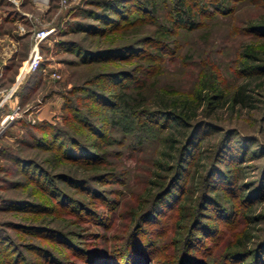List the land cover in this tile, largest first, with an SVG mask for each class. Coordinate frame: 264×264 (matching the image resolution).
I'll return each mask as SVG.
<instances>
[{"label": "rangeland", "instance_id": "1", "mask_svg": "<svg viewBox=\"0 0 264 264\" xmlns=\"http://www.w3.org/2000/svg\"><path fill=\"white\" fill-rule=\"evenodd\" d=\"M62 1L0 0V41L6 39L0 43L6 46L11 38L19 40L16 52L11 55H15L19 62L13 73L2 74L3 60L11 48L0 52V264H83L77 257L78 247L86 250L101 248L105 255L113 254L110 257L115 261L131 242L141 244L152 237L157 247L151 260L136 263L176 264L180 240L197 219L200 191L206 185L209 169L215 166L235 176L240 188L237 197L230 198L228 193L217 197L228 207L235 206L233 209L237 214L231 227L234 234L230 241L227 235L219 246L210 249L207 257L213 261L209 263L224 262L234 240L245 234L251 239L249 248L232 250L251 261L253 250L264 239V199L258 201L254 198L259 192L256 191L260 187L258 181L264 174V72L251 76L242 66L250 61L244 56L249 47L263 51L260 46L264 45V38L248 28L256 21L264 20V0H239L232 6L234 9L230 14L217 16L212 13L209 18L201 19L200 25L192 31L171 26L178 0H155L158 8L153 18L149 16L151 20L132 28L125 37L114 34L117 42L124 44L145 36L153 37L158 31L170 32L172 39L167 47L176 51L175 57H165L159 62L162 69L156 71V87L166 88L177 96L191 97L198 92L199 84L208 79L210 71L216 79L217 89L224 93L221 104L214 110L212 95L215 92L208 93L203 105V110L205 107L208 113L199 115V120L210 130L199 139L197 163L188 165L199 186L189 188V200H184L187 213L185 210L172 212L158 224L143 223L140 217L152 204L153 195L158 190L153 182L156 181L155 174L160 172L157 165L163 162L160 153L165 151L162 140L169 130L148 138L146 144L130 154V137L121 134L119 128L111 131L107 128L105 142H111L103 146L109 152V165L103 171L106 180L102 182L94 178L93 172H83L71 162H55L52 153L38 147L34 140L50 137L52 127L86 142L89 137L92 139L88 129L80 128L71 119L73 112L65 106L67 96L70 95L71 101L82 110L89 109L104 124L107 115L97 113L98 107L91 104L92 101L83 100L81 92L73 95L70 92L75 87L86 86L97 73L109 69L128 70L133 66V63L83 65L74 53L63 49L60 42L83 41L82 34H67L69 24L85 21L87 18L81 13L87 9L97 11L96 3L101 0H67L64 5ZM132 17L136 19L137 13ZM51 28L53 33L41 44V67L34 74L24 75L21 68L29 59L33 31ZM110 37L104 39L105 44L111 43L107 40ZM95 41L89 38L80 45L94 48L98 46ZM145 45L141 46L142 49L146 48ZM239 87L246 90L247 98L246 102L235 104L231 96ZM11 92L14 96L7 99ZM147 106L156 109L157 105L149 101ZM15 112L18 116L5 120ZM229 145L246 146L249 151L232 166L219 160L225 154L221 153L222 148ZM16 159L36 161L41 171L51 177L57 178L64 173L89 179L98 187L101 197L86 194L65 178L56 179L57 186L84 203L79 210L60 206L55 203V197L22 172ZM170 163L172 173L175 161ZM105 171H114L117 177ZM216 192L212 195L215 196ZM245 195L251 202L244 200ZM12 202L15 206H11ZM17 203L23 204L18 206ZM30 203L42 204L50 210L32 209L26 205ZM90 210L98 215L99 221L91 219ZM203 211L205 215L210 212ZM203 220L209 222L211 219L204 217Z\"/></svg>", "mask_w": 264, "mask_h": 264}, {"label": "trees", "instance_id": "2", "mask_svg": "<svg viewBox=\"0 0 264 264\" xmlns=\"http://www.w3.org/2000/svg\"><path fill=\"white\" fill-rule=\"evenodd\" d=\"M237 1L239 0H178L171 26L173 28L182 26L192 31L200 25L201 19L209 18L212 13H216L217 16L230 14L234 9L232 6ZM96 5L99 7L97 11L87 9L81 13L83 18H87L85 21L70 23L67 34H82L84 42L89 38L96 39L95 42L98 43V46L93 48L80 45L84 43L80 40L63 41L60 42V46L66 51L74 53L79 58V63L83 65L133 63V66L128 70L109 69L97 73L86 86L75 87L70 92V94L81 92L83 100L92 101L91 104L98 107L97 113L107 115L104 124L100 123L89 109L82 110L77 103L71 101L73 99L69 97L70 95L67 96L65 106L66 109L73 112L71 119H74L80 128L88 129L92 139L89 137L90 140L86 142L62 130H55L54 127L51 128L53 129L52 135L47 139L33 138L38 147L52 153L55 162H71L83 172H93L94 178L102 182L106 180L103 171L109 165L107 161L109 152L103 146L111 142L109 140L107 143L105 142L108 139V129L111 131L112 128H119L121 134L130 137L128 142L130 154L146 144L148 138L151 139L155 134L160 133L161 135L164 130H169L168 135L164 136L162 140L165 151L160 153V158L163 159V162L158 163L160 172L155 174L156 181L153 182L158 190L153 195L152 204L140 217L143 223L158 224L172 212L185 210L187 213L184 200L185 198L189 200V188L195 185L199 186L188 165L197 163L201 142L199 139L206 136L205 134L210 130L206 127V123L199 120V115H202L201 112L208 113V109L205 107L203 110L204 100L208 93L215 92L212 95V98L215 99L212 110L219 107L224 93L217 89L216 79L213 72L210 71L208 79L199 84L198 92L191 97L177 96L166 88L156 87L158 81L156 71L162 69V64L160 65L159 62H163L165 57H175L176 51L167 47L172 39L170 32L166 34L158 31L153 37L145 36L124 44L117 42L118 38L114 34L120 33L121 37H125L132 28L135 29L137 25L151 20L150 17L153 18L158 8L155 0H101ZM78 13L80 15V12ZM135 13H137L136 19L132 17ZM248 29H252L256 35L264 38V20L256 21ZM107 37H110L107 40H110L111 43L105 44L104 39ZM144 44H146V48L142 49L141 46ZM260 47H263V51L258 50L257 47H249V50L244 53V56H247L251 62H244L242 67L245 73L251 76L264 72V45L261 44ZM257 61L259 62L256 63ZM245 91L243 87H239L232 94V101L235 104L246 102ZM149 101L157 105L156 109H149L147 106ZM248 152L246 146H224L221 153H225L226 156L223 154L219 160L232 166L240 162ZM172 161H175V165L172 166L171 173L170 162ZM16 163L20 165L22 172L31 181L55 197V203L60 206L79 210L84 203L73 199V196L64 192L57 186L56 179L65 178L67 182L79 190L85 191L86 194L88 193L92 197H101L98 187L92 185L89 179L77 178L64 173H60L57 178L51 177L49 173H43L34 160H17ZM215 167H211L206 175V185L201 189L199 195L197 219L190 227L188 226L189 228L180 240L176 264H211L209 262L213 260H209L207 257L210 249L219 246L220 241L227 235H229L230 241L234 234L231 232V227L236 222L237 213L233 209L236 207H228L227 203L221 202L217 197L223 196L225 193H228L230 198L237 197L240 187L237 186L235 176ZM105 172L117 177L114 171ZM169 173L172 175H168ZM258 183L260 187L256 191L259 192L254 194V198L260 201L264 199V174ZM214 192H216V197L212 195ZM244 200H248V195L244 196ZM20 204L16 205L20 206ZM26 205L32 209L50 210L49 207L39 203ZM11 206H15V204L12 202ZM204 209L210 210V212H206L205 215ZM88 214L94 221H99L98 215L93 210H90ZM204 217L214 220V223H211V220L204 221ZM196 223H198L197 226H195ZM240 236L229 247V253L221 264H264V239L259 241L258 247L253 250L252 259L249 261L248 257L236 254L237 252L232 250V248H249L251 243L249 235ZM146 241L141 244L139 241L131 242L130 246L124 248V253L119 254L121 259L114 258L115 261L110 257L113 254L105 255L106 253L101 248L86 250L78 247L77 257L84 262L83 264H137L151 260L154 249L157 247L153 237Z\"/></svg>", "mask_w": 264, "mask_h": 264}, {"label": "built area", "instance_id": "3", "mask_svg": "<svg viewBox=\"0 0 264 264\" xmlns=\"http://www.w3.org/2000/svg\"><path fill=\"white\" fill-rule=\"evenodd\" d=\"M67 0H63L62 4H66ZM48 4V1H47ZM21 30L24 31V28L21 27ZM54 31L53 28L51 29H42L40 31H33L32 33V41L33 45L29 54V59L24 63V65L21 68V72L24 75H28L31 73L36 72L41 67V63L43 62V55L41 52V44L43 41H45L50 34H52ZM16 116H18V113L15 112L12 115H9L5 118V120L11 119L13 120Z\"/></svg>", "mask_w": 264, "mask_h": 264}, {"label": "crops", "instance_id": "4", "mask_svg": "<svg viewBox=\"0 0 264 264\" xmlns=\"http://www.w3.org/2000/svg\"><path fill=\"white\" fill-rule=\"evenodd\" d=\"M48 5V4H47ZM6 39H4V40H1L0 42H4ZM12 42V43H11ZM18 44L19 43V40L18 41H16V39H13V38H11L10 40H9V43L5 46V43H3V44H1L0 43V52L1 51H3V52H7L6 50L7 49H9V48H11V51H10V54H7L6 53V55H8V57L7 58H4V60H3V65H4V68H3V76H5L4 74L5 73H13L14 72V70H16L17 69V66L16 65H18V63L19 62H17L16 60V58L14 57H11V55H13L15 52H16V48L19 46V44L16 46V44ZM12 44V45H11ZM13 92H11V93H9L7 96H6V98L7 99H10V98H12L14 95L12 94ZM16 96V95H15ZM15 102H16V98H15Z\"/></svg>", "mask_w": 264, "mask_h": 264}]
</instances>
